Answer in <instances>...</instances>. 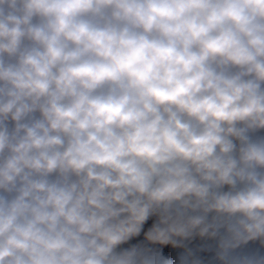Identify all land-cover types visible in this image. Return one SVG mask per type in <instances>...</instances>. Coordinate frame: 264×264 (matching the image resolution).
<instances>
[{
    "label": "clouds",
    "instance_id": "obj_1",
    "mask_svg": "<svg viewBox=\"0 0 264 264\" xmlns=\"http://www.w3.org/2000/svg\"><path fill=\"white\" fill-rule=\"evenodd\" d=\"M0 264H264V0H0Z\"/></svg>",
    "mask_w": 264,
    "mask_h": 264
}]
</instances>
